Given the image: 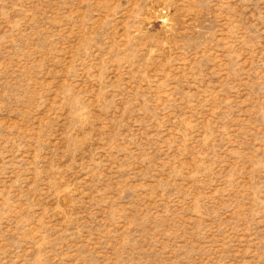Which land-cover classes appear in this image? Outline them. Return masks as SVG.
<instances>
[{"label":"rangeland","instance_id":"1","mask_svg":"<svg viewBox=\"0 0 264 264\" xmlns=\"http://www.w3.org/2000/svg\"><path fill=\"white\" fill-rule=\"evenodd\" d=\"M0 264H264V0H0Z\"/></svg>","mask_w":264,"mask_h":264}]
</instances>
